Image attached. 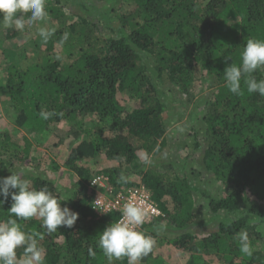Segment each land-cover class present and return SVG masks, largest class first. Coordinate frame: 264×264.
I'll return each instance as SVG.
<instances>
[{"label": "trees", "instance_id": "1", "mask_svg": "<svg viewBox=\"0 0 264 264\" xmlns=\"http://www.w3.org/2000/svg\"><path fill=\"white\" fill-rule=\"evenodd\" d=\"M65 1L47 0V17L66 16ZM67 1L79 8L71 12L73 20L55 29L46 54H37L31 63L24 56L17 64L10 62L1 85L16 111V126L43 132L49 124L66 122V132L79 135L63 162L70 181L76 176L65 199L52 179L27 171L29 140L24 137L20 146L11 133L0 134V177L23 171L31 187L46 186L58 199L66 200L61 201L62 207L66 204L79 213L72 229L61 228L50 235L39 218L18 220L25 232L43 234L38 242L45 251V264H109L97 246L98 234L118 221L120 212H94V191L89 185L93 175L78 161L104 154L136 169L139 150L158 156L167 145L166 88L184 110L192 105L190 141L180 146L190 152L175 167L178 172L167 177L168 173L146 169L136 183L118 168L96 173L107 175L115 188L141 185L149 191L164 217L145 222L139 230L156 235L154 231L167 218L178 231L168 243L189 253L186 264H264V97L249 94L246 88L244 95L236 96L224 79V69L231 62L240 64L247 39L264 40V0H130L134 7L126 14L118 13V0ZM15 35L13 28H4L1 38ZM56 46L67 56L65 63L55 58ZM254 75L264 78V72ZM202 77L208 79L211 90L195 100V85ZM124 100L133 102L132 108H126ZM41 112L53 115L44 120ZM87 116L96 118L99 126H84L82 119ZM191 160H196L195 166ZM203 173L205 179L212 177L221 184L222 196L203 193L210 213L225 214L216 229L206 234L193 230V193L197 191L190 177ZM11 203L9 197L0 205V221L8 219ZM242 231L252 246L251 256L240 252L237 237ZM90 248L94 257L89 255ZM22 256L23 249H17L18 259ZM113 264H127V258ZM139 264L164 262L153 249Z\"/></svg>", "mask_w": 264, "mask_h": 264}, {"label": "rangeland", "instance_id": "2", "mask_svg": "<svg viewBox=\"0 0 264 264\" xmlns=\"http://www.w3.org/2000/svg\"><path fill=\"white\" fill-rule=\"evenodd\" d=\"M65 3H68L67 7L64 9L66 16L59 19H50L46 17L44 21L35 22L34 24H28L27 20H25L24 30H16L15 37L2 39V32L5 27H3V23L0 25V134L6 132L11 133L20 146H23L24 137L27 138L32 145V149H30L29 164L25 166L27 171L45 174L48 178L52 179L62 193V197L66 199L68 198L70 191L73 190V182L75 181L76 176L73 175L70 181L68 176L69 171L63 165V162L69 153L70 147L77 144V137L79 135H76L75 137L71 132L67 133L66 122L52 125L49 124L47 131L44 130L43 132H31L28 131L27 128L16 126V111L11 105L9 96L2 89L3 87H1V85L4 84L6 69L10 62L17 64L18 61H21L22 59L20 57L24 56V60L27 63H31L35 61L37 54L38 56L46 54V43L38 35V29L40 27L58 29L68 21L73 20L72 14L78 12L79 8L72 6L70 1L66 0ZM117 4L119 7L116 9H118L119 14H126L134 7L133 2L130 0H118ZM61 48V46H56L53 52L56 54L58 53V56L55 58L60 59L65 63L68 59L67 56L59 53L62 51ZM11 54L14 55L11 56ZM165 90L167 111L164 113V120L166 121L167 126V145L158 156L147 154L144 150H139L137 152L138 160L136 164H134L137 165L136 169L133 167V164H127L124 160L118 162L116 160L108 159L104 154H100L95 158L83 157L78 161V164L89 168L92 175L97 174L96 171L99 169L110 167L118 168L120 172L125 174V177L128 178L129 182L134 183L140 181V172L142 174L146 169H154V171L160 170L164 172V174L168 173L165 175L167 177L172 176L173 171L174 173H177L178 171L175 167H177L180 159L184 157V153L186 154L189 151L180 149V146H183L186 140L187 142L190 141V126L188 121L189 111L191 110L192 105L187 106V109L184 110L185 106L180 107L182 104L178 102L176 95L174 96V93L168 91L167 88ZM210 90L211 88L209 87V81L207 78L202 77V79L197 80L194 92L195 100L202 99ZM122 104L128 109L133 106V102L129 100H124ZM82 122L84 126L92 129L99 126L98 122H96V118L91 116L83 117ZM103 131H105L106 134L107 131L105 129H103ZM62 135L63 138H60ZM181 153H183V155ZM199 157V154L196 153L195 158L198 162L200 161ZM146 159L149 163L144 162ZM169 162L173 163L170 167L167 165ZM54 164L60 166L58 170L52 168V165ZM190 165L195 166L196 160L195 162L194 160H191ZM190 177L192 178L191 183H194L195 187H198H192L193 191H197L193 193L195 203L193 209L195 210L197 224H194L195 228H193V230L204 234L212 232L216 229L218 219L225 217V214L219 213L218 216L212 215L208 205V198L203 195V193H208L209 196L214 197L222 196L220 190L221 184L212 177L205 179L204 173L198 178H196L195 175H190ZM166 219L161 223V227L154 231L156 232V235H152L156 241L154 254L161 258L164 264H186L189 259V253L179 251L168 243L178 231L176 228H171L170 223H168L169 221ZM20 259H23V256Z\"/></svg>", "mask_w": 264, "mask_h": 264}, {"label": "clouds", "instance_id": "3", "mask_svg": "<svg viewBox=\"0 0 264 264\" xmlns=\"http://www.w3.org/2000/svg\"><path fill=\"white\" fill-rule=\"evenodd\" d=\"M45 3L46 0H0L3 27L23 31L24 15L28 13V24L44 21L48 16ZM54 31L55 29L40 27L38 35L47 43ZM64 39H67V34ZM258 71L264 72V40L249 38L240 54V64L231 62L224 69L227 89L236 96H242L246 88L247 93L264 97V78L258 80L254 75ZM52 115L51 112L40 113L44 120ZM144 162L149 163L147 159ZM24 176L23 171H18L7 177H0V197H3L0 205L9 197L12 201L8 209V219L0 221V264H45V251L38 242L43 239V234L25 232L18 220L39 218L41 227L50 235L61 228L72 229L79 218L78 212L66 204L61 206V201L66 200L58 199L46 186L39 190L31 187L30 181ZM121 179L124 180V177ZM147 216V210L141 204L126 203L123 205L121 220L109 223L98 234L97 246L109 264L122 258H127V264H139L153 252L155 239L138 230ZM237 238L240 252L251 256L253 249L247 233L242 231ZM20 248L23 249V259L17 257V249ZM89 255L94 257L96 253L90 248Z\"/></svg>", "mask_w": 264, "mask_h": 264}, {"label": "built area", "instance_id": "4", "mask_svg": "<svg viewBox=\"0 0 264 264\" xmlns=\"http://www.w3.org/2000/svg\"><path fill=\"white\" fill-rule=\"evenodd\" d=\"M108 180L107 175L97 173L92 176L89 182L94 191L93 209L95 213L100 215L103 214L102 212L106 213L110 210L118 211L120 212L119 221L122 218L123 205L133 202L141 204L147 210L148 216L145 222H150L155 217L164 215V212L152 200L149 191L143 186L133 185L115 188L109 184Z\"/></svg>", "mask_w": 264, "mask_h": 264}]
</instances>
